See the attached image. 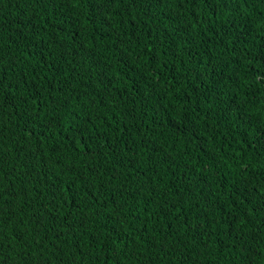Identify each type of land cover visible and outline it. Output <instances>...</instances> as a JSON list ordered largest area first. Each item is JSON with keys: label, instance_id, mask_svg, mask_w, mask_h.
I'll list each match as a JSON object with an SVG mask.
<instances>
[{"label": "trees", "instance_id": "obj_1", "mask_svg": "<svg viewBox=\"0 0 264 264\" xmlns=\"http://www.w3.org/2000/svg\"><path fill=\"white\" fill-rule=\"evenodd\" d=\"M0 264H264V0H0Z\"/></svg>", "mask_w": 264, "mask_h": 264}]
</instances>
